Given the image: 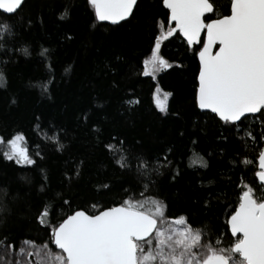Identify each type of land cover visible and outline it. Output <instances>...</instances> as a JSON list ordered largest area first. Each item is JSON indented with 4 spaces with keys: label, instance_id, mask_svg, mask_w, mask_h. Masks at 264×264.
<instances>
[{
    "label": "trees",
    "instance_id": "16d2710c",
    "mask_svg": "<svg viewBox=\"0 0 264 264\" xmlns=\"http://www.w3.org/2000/svg\"><path fill=\"white\" fill-rule=\"evenodd\" d=\"M214 2L218 15L228 14L230 0ZM167 16L162 0H140L119 25L97 21L87 0H25L14 15L0 12L9 26L0 31V137L24 133L35 161L17 165L0 146V247L24 239L40 247L48 236L37 217L49 203L55 223L78 207L92 213L140 192L209 230L213 243L235 239L227 221L241 192L253 186L264 194L256 177L264 120L249 116L233 129L196 107L202 43L162 41L173 67L157 79L143 74ZM157 85L172 93L166 113L154 103ZM194 154L207 166L193 165ZM121 156L126 167L116 163ZM137 157L148 162L147 175Z\"/></svg>",
    "mask_w": 264,
    "mask_h": 264
},
{
    "label": "snow or ice",
    "instance_id": "6c2138e0",
    "mask_svg": "<svg viewBox=\"0 0 264 264\" xmlns=\"http://www.w3.org/2000/svg\"><path fill=\"white\" fill-rule=\"evenodd\" d=\"M23 2L0 0V12L15 14ZM87 2L94 9L97 21L112 24L126 20L138 4V0ZM162 3L168 9V16L160 28L165 24L168 27L154 34L150 55L142 61L143 74L155 79L158 73L173 67L161 54L162 41L178 35L188 46L202 43L197 53L196 107L210 111L233 129L242 125L249 115L258 114L264 120V0H230L226 6L228 14L219 15L214 0H162ZM66 15L67 9L62 13ZM8 30L7 23L0 24V31ZM23 52L29 54L27 49ZM2 83L3 73H0ZM42 87L47 90V82ZM171 95L156 86L153 99L160 112L168 111L167 100ZM50 139L56 141L58 149H63L54 133ZM0 144L5 145L3 155L17 165L35 163L24 133L0 137ZM137 160L147 175L148 162L143 157ZM116 163L121 167L127 165L124 156ZM191 163L207 166L198 154H194ZM258 167L256 177L264 189V149L259 151ZM139 196L92 213L78 207L55 223L47 219L55 211L49 203L37 217L45 226L48 239L40 247L31 239L23 240L26 247L16 248L12 242L5 247L17 253L15 264H264V194L259 189L245 186L241 192L239 203L227 221L235 238L227 247L221 246L219 237L213 243L210 231L195 227L186 214L169 213L168 205L155 195L145 196L140 192ZM50 244L60 250L54 260Z\"/></svg>",
    "mask_w": 264,
    "mask_h": 264
},
{
    "label": "rangeland",
    "instance_id": "374dc122",
    "mask_svg": "<svg viewBox=\"0 0 264 264\" xmlns=\"http://www.w3.org/2000/svg\"><path fill=\"white\" fill-rule=\"evenodd\" d=\"M166 30H167V28L161 29V31H166ZM160 73H158L156 75L155 79H157V77H158V75ZM162 92H163V90H162ZM161 95H162V93H161ZM169 98L167 100V108H168V104H169ZM1 145L2 144H0V146ZM21 247H26V246L25 245H22ZM36 247H38V246H36ZM57 252H59V251H56V253ZM52 253H53V257L52 258L54 260L55 252L52 251ZM16 257H17V253L14 250H12V249H6L4 246H1L0 247V264H15ZM21 259H23V258H21Z\"/></svg>",
    "mask_w": 264,
    "mask_h": 264
},
{
    "label": "water",
    "instance_id": "95a60500",
    "mask_svg": "<svg viewBox=\"0 0 264 264\" xmlns=\"http://www.w3.org/2000/svg\"><path fill=\"white\" fill-rule=\"evenodd\" d=\"M140 0H138V2H139ZM24 2H25V0H24ZM24 2H23V4H24ZM23 4H22V6H23ZM21 6V7H22ZM136 8V7H135ZM135 8H134V11H135ZM166 10H168L166 7H164ZM21 9V8H20ZM20 9H18L17 10V12L20 10ZM134 11H133V13H134ZM16 12V13H17ZM5 14H7V13H5ZM7 15H14V14H7ZM133 15V14H132ZM132 15L131 16H129L126 20H124V21H120L118 24H112L110 21H104V22H101V23H105V24H109V25H119V24H121V23H123V22H125V21H128L131 17H132ZM206 16L207 15H209V14H205ZM100 22V21H99ZM172 26H174V22H173V24H172ZM202 37L205 35V33H203L202 32ZM182 37V36H181ZM182 39L184 40V38L182 37ZM185 41V40H184ZM186 42V41H185ZM194 46H196V45H194ZM194 46H190L191 48H193ZM213 51H215V47H214V49H213ZM198 60H199V58H198ZM204 112H210V111H204ZM258 115V114H257ZM256 115V116H257ZM249 116H253V115H249ZM263 149H264V146H263ZM259 181V180H258ZM260 183V182H259ZM58 251H60L59 249H57Z\"/></svg>",
    "mask_w": 264,
    "mask_h": 264
}]
</instances>
